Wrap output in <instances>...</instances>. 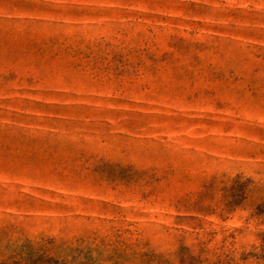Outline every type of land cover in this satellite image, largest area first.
Returning <instances> with one entry per match:
<instances>
[{
  "label": "rangeland",
  "instance_id": "obj_1",
  "mask_svg": "<svg viewBox=\"0 0 264 264\" xmlns=\"http://www.w3.org/2000/svg\"><path fill=\"white\" fill-rule=\"evenodd\" d=\"M0 264H264V0H0Z\"/></svg>",
  "mask_w": 264,
  "mask_h": 264
}]
</instances>
